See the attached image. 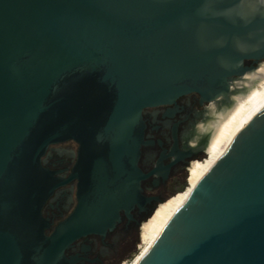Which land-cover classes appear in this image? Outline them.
Masks as SVG:
<instances>
[{
    "label": "water",
    "instance_id": "95a60500",
    "mask_svg": "<svg viewBox=\"0 0 264 264\" xmlns=\"http://www.w3.org/2000/svg\"><path fill=\"white\" fill-rule=\"evenodd\" d=\"M261 60L264 0H0V264H74L146 201L144 110L227 99ZM67 140L77 204L48 233L41 159ZM137 264H264V102Z\"/></svg>",
    "mask_w": 264,
    "mask_h": 264
},
{
    "label": "flooded vegetation",
    "instance_id": "af4514ba",
    "mask_svg": "<svg viewBox=\"0 0 264 264\" xmlns=\"http://www.w3.org/2000/svg\"><path fill=\"white\" fill-rule=\"evenodd\" d=\"M262 78L264 60L232 82L240 89L231 95L227 106L216 100L201 103L197 93H190L171 104L145 109L144 138L150 143L141 148L139 167L144 173L152 170H157V173L141 181V192L146 199L144 205L142 208L135 207L128 214L120 211V220L112 230L103 235L89 234L79 238L65 251V256L73 258L74 264H117L130 248L133 235L137 239L144 229V234L148 236L155 232L156 225L159 226L163 214H166L163 205L166 204V197L173 192L170 186L173 179L182 172H188L191 188L199 175L214 165L242 116L237 114V120H227V114H231L235 106H243V112L248 108L257 95L256 86ZM209 142L213 146L207 150ZM192 149L196 150L189 155ZM206 153L209 155L204 160H194ZM78 159L79 144L73 140L50 145L41 159L42 166L54 172V177L63 182L42 207V216L52 223L48 233L67 218L77 204L80 180L70 176Z\"/></svg>",
    "mask_w": 264,
    "mask_h": 264
},
{
    "label": "rangeland",
    "instance_id": "374dc122",
    "mask_svg": "<svg viewBox=\"0 0 264 264\" xmlns=\"http://www.w3.org/2000/svg\"><path fill=\"white\" fill-rule=\"evenodd\" d=\"M257 90H258V92L256 93L257 95H256L254 101L251 104H249L248 107L253 106L255 101L261 95V93L264 92V78H262L261 81L259 82V84L256 86L255 92ZM253 95L251 97H253ZM200 120H202V119H200ZM208 155H209L208 153L199 155L198 157L194 158V160L202 161L205 158H207ZM209 170H210V168L206 169L205 172H203L199 175L194 186L192 187V189L190 190V192L188 194H186V193H187V188L191 182L190 174L188 172H186V173L182 172L178 177L173 179L174 181L170 184L173 192L169 196L166 197V199H165L166 204L163 205V208H164V211L166 212V214L165 213H164L165 215L163 214V219L160 222L159 226L156 225V227H157L156 231L148 236V235L144 234V231H145V229H144L141 232V234L138 236L137 239L134 238V235H133V238L131 239L132 241L130 244L131 245L130 248L128 249L127 253L120 260H118L117 264H123L124 261H127L129 259H131L129 264H137L139 262V260L142 258V256L149 250V248L155 242L159 232L164 227L166 222L175 214V212L189 198V196L192 194L194 189L198 186V184L201 182V180L203 179V177L206 175V173ZM139 232H140V230H139Z\"/></svg>",
    "mask_w": 264,
    "mask_h": 264
},
{
    "label": "bare ground",
    "instance_id": "6f19581e",
    "mask_svg": "<svg viewBox=\"0 0 264 264\" xmlns=\"http://www.w3.org/2000/svg\"><path fill=\"white\" fill-rule=\"evenodd\" d=\"M258 64H257V66H258ZM251 70H253V69H251ZM257 70H259V68H257ZM248 71H250V70H248ZM239 89H240L239 86L234 85V84L231 83V85H230V91H229V94H228L227 99H225L222 96H220V97H218L215 100L218 101L219 103H223V106L224 105L227 106L228 103H229V100H230L231 95L233 93H235L236 91H238ZM215 100H212V101H215ZM239 102H241V100H239ZM262 102H264V92L261 93V95L255 101L254 105L253 106H249L244 112H243V106H235V108H233V110H231V114H227V120H231V118H235V120H237V114H242V116H241L240 120L235 124L234 132L228 137L227 141L224 143V150H223V152L229 146V144H230V142H231L234 134L237 132V130L241 127V125L245 122V120L258 108V106ZM211 146H213V144H211V142H209V146H207V150H209V148H211ZM192 150H196V149H192Z\"/></svg>",
    "mask_w": 264,
    "mask_h": 264
},
{
    "label": "trees",
    "instance_id": "16d2710c",
    "mask_svg": "<svg viewBox=\"0 0 264 264\" xmlns=\"http://www.w3.org/2000/svg\"><path fill=\"white\" fill-rule=\"evenodd\" d=\"M191 189H192V187L190 188V186H188V188H187V193H186V194H188V193L190 192Z\"/></svg>",
    "mask_w": 264,
    "mask_h": 264
}]
</instances>
